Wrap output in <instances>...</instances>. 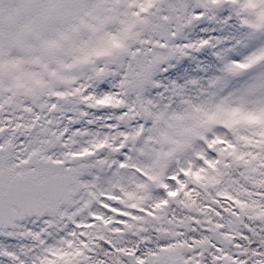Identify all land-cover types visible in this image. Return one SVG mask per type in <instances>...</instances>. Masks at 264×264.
I'll list each match as a JSON object with an SVG mask.
<instances>
[{
    "label": "snow or ice",
    "instance_id": "snow-or-ice-1",
    "mask_svg": "<svg viewBox=\"0 0 264 264\" xmlns=\"http://www.w3.org/2000/svg\"><path fill=\"white\" fill-rule=\"evenodd\" d=\"M0 264H264V0H0Z\"/></svg>",
    "mask_w": 264,
    "mask_h": 264
}]
</instances>
